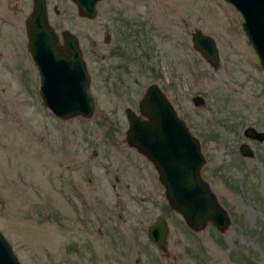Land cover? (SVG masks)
<instances>
[{"label": "rangeland", "instance_id": "obj_1", "mask_svg": "<svg viewBox=\"0 0 264 264\" xmlns=\"http://www.w3.org/2000/svg\"><path fill=\"white\" fill-rule=\"evenodd\" d=\"M52 6L55 32L78 40L94 106L89 118L54 117L20 43L0 56V232L19 263L264 264V137L242 133H264V70L239 12L223 0H99L92 18ZM194 29L213 39L216 69L192 48ZM152 83L201 142L200 175L229 217L222 233L188 229L153 165L125 143L124 109L136 112ZM158 216L166 255L146 236Z\"/></svg>", "mask_w": 264, "mask_h": 264}, {"label": "water", "instance_id": "obj_2", "mask_svg": "<svg viewBox=\"0 0 264 264\" xmlns=\"http://www.w3.org/2000/svg\"><path fill=\"white\" fill-rule=\"evenodd\" d=\"M71 1L79 17L95 16L99 0ZM223 1L240 13L242 31L264 70V0ZM25 29L26 47L38 74V96L43 106L56 118H89L94 102L77 38L64 29L59 33L61 42L58 41V34L47 22L44 0H35ZM190 41L192 48L216 69L218 55L213 39L194 29ZM191 100L194 105L203 102L199 96ZM137 105V113L130 108L124 109L125 143L153 165L169 208L191 231H201L210 224L216 231L224 232L229 217L200 175L205 160L185 121L154 83L145 88ZM244 134L256 140L264 137L263 132L251 126L244 129ZM239 149L244 156L252 153L244 143ZM167 235L168 225L163 216H158L146 227L148 241L161 253L167 252ZM0 264H20L1 232Z\"/></svg>", "mask_w": 264, "mask_h": 264}, {"label": "flooded vegetation", "instance_id": "obj_3", "mask_svg": "<svg viewBox=\"0 0 264 264\" xmlns=\"http://www.w3.org/2000/svg\"><path fill=\"white\" fill-rule=\"evenodd\" d=\"M55 1H60V2L65 1L67 4L71 5L74 10H76V6L71 0H55ZM34 2H35V0H0V45H8V48H6L5 52L1 53L0 56H2V54H4V53H8L10 50L13 51L14 49H16L15 44H17L19 42L20 43L19 49L23 52L25 51L26 54L28 55L29 60H31V62H32V59H31L30 54L28 53L27 47H26V45H27V34H26V29H25V23H26L27 17L30 15L31 11L33 10ZM44 3H45L47 22L54 29V27L49 22V14H50L51 10H54V12L57 15L58 9L55 6H52V8H51V0H44ZM124 23H126V21H124ZM127 23H129V22L127 21ZM4 29H7L8 31H10V34H7ZM54 31H55V29H54ZM61 31L62 30H59L58 32L56 31V33L58 34V41L59 42H61L60 34H59ZM135 34H137L136 31H135ZM102 42L106 45H109L108 34H104V36L102 38ZM16 51H19V50H16ZM109 52H112L114 54L113 49H111ZM97 54H98V58H100L99 60H101L103 58V54L101 52H97ZM82 56H83V52H82ZM32 64H33V62H32ZM33 66H34V64H33ZM36 85L38 86V84H36ZM141 118H142V116H141ZM242 133L244 134V129H243ZM244 136L249 138V139H252L251 137L246 136L245 134H244ZM197 141L199 143V148H200L201 142H199L198 139H197ZM243 143L246 144L245 142H240V144L238 145V153L242 157H248V156L242 155L240 152L239 147ZM204 160H205V158H204ZM162 254L166 255L167 252L162 253Z\"/></svg>", "mask_w": 264, "mask_h": 264}]
</instances>
